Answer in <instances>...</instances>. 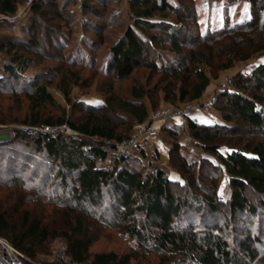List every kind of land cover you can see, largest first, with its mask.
Masks as SVG:
<instances>
[{"label": "trees", "instance_id": "16d2710c", "mask_svg": "<svg viewBox=\"0 0 264 264\" xmlns=\"http://www.w3.org/2000/svg\"><path fill=\"white\" fill-rule=\"evenodd\" d=\"M91 1L105 5L104 0ZM186 1L189 7L183 8L181 0L174 3L170 0H129L132 24L125 27L119 39L109 48L104 60V72L112 77L114 83L126 81L138 69L150 76L159 75V80L157 87L151 89L142 84L131 85L129 98L117 96L110 87L102 109L108 111L107 116L102 115L101 109L86 108L76 118L70 116L67 119L64 111L57 118H44L43 108L55 106L48 92L51 82L46 77L40 79L23 75L27 68L34 65L36 58L42 57L39 56L41 53L35 51L40 48L42 35H36L34 17L54 24L53 30L50 29L52 26L42 28L48 36L58 37L60 29L66 26L62 5L57 8L49 0L39 4L32 2L30 12L33 20L26 30V37L0 39V53L6 59L0 75V92L10 86H21L20 89L6 91L16 102L27 104L21 125H66L78 134L77 138H73L17 133L12 141L0 144V148H5L17 140L30 142L34 150L49 161L51 171L48 177L60 190L58 195L52 196L44 191L46 183L44 186H34L32 180L28 184L23 179L3 182L0 175V197L5 196V201L0 202V236L26 256L35 258L36 251L43 249L48 240L62 237L72 263L83 264L90 258V264H130L133 259L131 253L119 255L109 251L89 255L93 238L85 225L93 219L117 227L124 237L135 241L147 253L157 256L160 264H264V144L248 142L242 147H225V154L220 150L224 147L220 142L228 139L231 143V137L241 129L236 123L264 136V63L237 75L238 80L219 95L217 99H225V102L216 109L219 114L217 122L205 124L187 118L191 138L203 144V151L216 158L229 177V191L222 201L215 193L214 177L210 179L208 189H203L204 195L190 191L189 199L188 195H174L172 187L177 185L176 181L159 168L142 173L130 165L132 156L116 157L107 166L99 167L97 161H103L106 155L96 145H93L92 159L82 150L85 144L92 143L93 138L111 143L129 138L134 126L147 122L144 99L153 100L156 92L162 94L163 101L173 104L198 101L209 85L205 68L211 71L227 70L235 61L246 62L251 58V54H246L244 49L259 39L251 36L248 43H244L241 38L245 31L252 34L264 31L260 10H256L244 24L224 26L199 35L196 25H190V22L195 24L193 1ZM19 3L20 0H0V15H14ZM255 3L253 0L251 6H255ZM83 6L91 14H98L94 7L86 5L84 1ZM46 7L55 10L52 18L42 10ZM169 17L173 20L169 21ZM53 19L59 23H53ZM97 24H94L93 30L99 36ZM191 34L194 38H190ZM189 40L191 43L185 50ZM49 46H55L59 51V45L51 42ZM151 48L154 51L168 50L173 57L169 61L158 62L157 56L150 54ZM257 50L261 53L264 45ZM55 77L59 80L58 90L71 105L69 90L62 75ZM71 107L76 108L75 105ZM7 119L9 117L0 119V125H10ZM114 119L120 124H115ZM180 128L164 125L161 131L177 143ZM176 151L177 146L172 152ZM2 166L0 164V173L3 174ZM177 167L181 174H186L192 180V171L187 169L188 165L183 159L179 160ZM210 167L219 170L214 165ZM193 184L196 186V183ZM188 188L187 182L179 187L182 191ZM249 193L260 197V200L251 203ZM37 198L45 199V204L63 209L66 219L62 224L58 227L44 224L42 217L31 213L28 208ZM223 205L228 207L226 215L220 211ZM4 206H11L19 213V227L11 222ZM190 212L200 221L203 218L201 223L204 224L211 222L207 221L209 218H222L223 221L201 228L188 220L189 216H193L188 214ZM239 219L246 220L248 228H233Z\"/></svg>", "mask_w": 264, "mask_h": 264}, {"label": "rangeland", "instance_id": "374dc122", "mask_svg": "<svg viewBox=\"0 0 264 264\" xmlns=\"http://www.w3.org/2000/svg\"><path fill=\"white\" fill-rule=\"evenodd\" d=\"M27 1L28 0H20V3L17 6V11L21 14V20L18 24L14 26L2 25L0 27V39H3L4 37H14L16 39L26 37V30L31 26L33 20V16L30 12L31 6H26ZM34 1L39 4L43 0H33L32 2ZM49 1L56 4L57 8L62 5L61 9L63 10V16L66 17V26H63L60 29L61 31L58 34L60 40H58V37L54 35L48 36L42 28L43 26H52L50 29L53 30L54 24H51L49 21H43L37 16L34 17V22L37 24L35 26L37 28L36 35H42V39L39 42L40 48L35 51L41 53L39 56L42 57L39 59L34 56L33 58H36L34 65L27 68L23 74L25 77H40V79L46 77V79L51 82L48 87V92L51 94L55 106H45L43 108V114L45 115L44 118L50 116L52 118H57L62 114V111L65 112L66 118L68 119L70 116H72V118L78 117L86 108L102 110L106 104V98L108 97L110 87L113 88L114 94L122 98H129V89L133 84H142L146 86L147 89L157 87L159 75L150 76L142 69L136 70L131 77L120 83H114L112 77L107 76L104 72V60L107 59L109 48L119 39L125 27L132 24L129 14V0H104V6L92 2L91 0ZM83 1L86 5L94 7L98 14H96V16L91 14V12L83 6ZM170 1L174 3L178 0ZM192 1L195 13V24L190 22V25L192 27H195L196 25L199 35H203L208 30H219L224 26L231 27L233 25L244 24L250 20L252 14L256 10L261 11V23L264 25V0H254L256 1L255 6H251L253 0ZM181 2L183 3V8L189 7L186 0H181ZM42 10L47 17L51 18L55 13V10L48 7L43 8ZM185 12L186 10L183 13L185 14ZM172 20V17H169V21ZM52 22L59 23L55 19H53ZM95 23H98L99 36H97L93 30ZM243 34L244 35L241 39L244 40V43H248L247 41L251 36H256V39H259L257 43L253 42L252 45H249L244 49L246 54H251V58L246 62L239 60L235 61L232 67L227 70L211 71L209 68L204 69L209 78V85L200 100L190 102L193 105V109L188 115V117L196 122L212 124L210 121L211 117L216 118L215 120H219V114L216 109L222 107L225 102V99H217L219 95L225 89H228L231 83L238 80L236 79L237 75L246 73L253 66L264 63V50L261 53H258L257 50L260 45H264V31L256 32V34H252L250 31H245ZM189 36L190 38H194L193 34ZM51 42L54 43V45H59V51H57L55 46H49V43ZM189 43H191V41L186 44L184 47L185 50L188 48ZM150 54L157 56L158 62H166L173 57V54L168 50L154 51L151 48ZM5 61L6 59L4 55L0 53V75L2 74V65ZM41 70L43 72H39ZM61 75L64 84L67 85L69 90V100L71 101V105L65 100L63 94L57 88L59 80L55 76ZM160 87L161 84L159 83V88ZM20 88L21 86H10L8 89ZM159 88L157 91H159ZM8 89L0 92V119L9 117L7 121L10 120V125H0V140L6 139L10 128H20L23 126L21 123L27 112V104L23 101L20 103L16 102L14 97L6 92ZM156 93V97L153 100L145 98L144 104L148 110L147 121H150L156 128L160 127L159 137L157 138L161 140L164 146L166 145L165 147H169V150L166 153V156L169 158L168 164L166 167H162L166 170L167 175L173 177L174 181L177 183V185L175 184L172 187L174 195L186 197L188 195L189 199H191V196L189 195L190 191L204 195L205 192H203V189H208L209 181L214 177L216 179L215 193L219 201H222L229 191V177L223 166L218 163L216 158L210 157L203 151V144L194 141L191 138L188 129L180 128L179 136L176 140L177 143H174L170 140V137L161 131V127L166 125L164 123H169L170 120H159L155 118L156 113L160 110L168 107H182L187 103L176 102L173 104L165 102L162 100V94L160 92ZM72 105H75L76 108H72ZM102 115H109L108 111L102 110ZM113 122L117 125L120 124L116 119H114ZM236 124L241 129L236 131L231 137V139H233L231 143L228 139H224L220 142L221 146H224L220 149L221 153H227L225 147H232L234 145L242 147L248 142H262L264 144V136L242 126L240 123ZM168 126H170V124ZM134 129L135 126L133 127L130 136L134 134ZM119 130H123V128H119ZM15 138L16 135L10 139V141ZM157 138L152 139L150 148L131 155L132 159L130 160V165L132 168H137L142 173L154 168H162L160 166L162 158L160 155L161 151L158 145L155 144ZM175 146H177L178 151L172 152ZM112 159H114V157L107 155L103 161H97V164L99 167H105L110 164ZM180 159H183L188 165L187 169L189 168V170L192 171L191 181L189 176L180 173L177 167ZM0 164L3 165V174L0 173L3 182H8L13 179H23L28 183L32 180V185L34 186H44L46 183V190L44 191L46 193L49 192L52 196H56L60 192L55 182H53V179L48 177V174L51 171H49V161L43 154L39 152L37 153L30 142H20L17 140L11 146L0 148ZM198 165H201L202 168H198ZM212 165H214V167H219V170H213L210 167ZM51 173H54V171ZM186 182L189 186L188 190H180L179 187ZM192 182L196 183V186ZM249 199L251 203H256L260 200V197L249 193ZM3 201H5V196L3 198L0 197V202ZM43 201H45V199L40 200L37 198V201L28 209H31V213L42 217L44 224L46 223L50 226L58 227V225L62 224L66 219L63 209L53 207L52 204H45ZM5 209L8 211L7 215L11 222L19 227L21 224L19 213H16L15 209L11 206L9 208L5 207ZM220 211L223 215H226L228 214V207L223 205L221 206ZM188 214L193 215L192 217L189 216L188 220H191L192 223L199 225L201 228L206 225L208 226V224L211 225V223L221 224L223 221L222 218H220V220L209 218L207 221L211 222L207 223V221H205L207 224H204L201 223L203 218L200 221L196 219L193 212ZM183 221L187 224L189 223V221ZM237 221H239L237 222L238 224H233V228H237L238 226L244 229L248 228L245 222L246 220L239 219ZM85 229L93 238L92 245L89 248V255L109 251L115 252L119 255L131 253L133 259L130 264H160L157 256L147 253L145 249L138 246L135 241L124 237L121 234V231L111 223L102 224L92 219L90 224L86 222ZM231 231L233 232V230ZM229 242L232 243V240H229ZM63 243H65V240L62 237L48 240L43 249L36 251L35 258L44 259L46 256H49L57 246ZM83 264H90V258L86 259Z\"/></svg>", "mask_w": 264, "mask_h": 264}, {"label": "built area", "instance_id": "2783aa9c", "mask_svg": "<svg viewBox=\"0 0 264 264\" xmlns=\"http://www.w3.org/2000/svg\"><path fill=\"white\" fill-rule=\"evenodd\" d=\"M33 0H28L26 6H30ZM21 20V14L19 11L12 16L0 15V27L2 25L14 26ZM193 105L187 103L182 107H168L160 110L156 113L155 118L159 120H172L176 121V124L187 129V118L192 111ZM17 133H22L28 136H35L38 134L45 135H65L73 138H77L78 134L72 131L68 126H22L20 128H10L6 139L0 140V143H7L15 137ZM160 133V127H154L150 121L146 123L136 125L134 134L129 138L119 142L111 143L103 139L93 138L91 144H85L82 150L87 153L89 159L93 158L92 150L93 145H96L98 149L106 156L127 158L134 153H139L147 148L151 147V141L156 138ZM0 264H75L71 262L68 255V247L66 243L57 246L49 256L44 259L30 258L21 251L12 246L5 238L0 236Z\"/></svg>", "mask_w": 264, "mask_h": 264}, {"label": "crops", "instance_id": "0c3cea01", "mask_svg": "<svg viewBox=\"0 0 264 264\" xmlns=\"http://www.w3.org/2000/svg\"><path fill=\"white\" fill-rule=\"evenodd\" d=\"M147 109V108H146ZM147 112H148V110H147ZM218 118V117H217ZM216 118H213V117H211V122H213V121H216L215 120ZM219 119V118H218ZM213 120V121H212ZM164 124H166L167 126L170 124V126L171 127H179L177 124H176V121H172V120H170L169 121V123H164ZM157 137H159V135L157 136ZM156 137V138H157ZM155 144H157L158 145V147H159V149H160V151H161V163H160V166L162 167V166H164V167H166V165L168 164V157L166 156V153L168 152V150H169V147H165L164 146V144H162V142H161V140H159L158 138H157V140H156V143ZM159 169H161V170H163L164 172H166V170L162 167V168H159ZM167 174V173H166ZM173 181H174V179H173V177H171L170 175H168Z\"/></svg>", "mask_w": 264, "mask_h": 264}]
</instances>
